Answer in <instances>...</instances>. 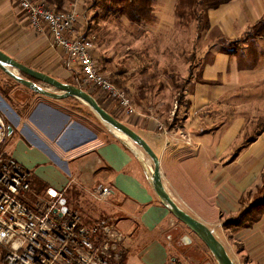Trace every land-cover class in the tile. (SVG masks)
<instances>
[{"label":"crops","instance_id":"crops-1","mask_svg":"<svg viewBox=\"0 0 264 264\" xmlns=\"http://www.w3.org/2000/svg\"><path fill=\"white\" fill-rule=\"evenodd\" d=\"M178 1L168 11L162 9L169 33L158 34L163 48L173 51L179 43L175 55L191 58L182 65L188 74L168 104L173 102L175 108L163 120L139 110L127 117L119 106L98 101L144 139L148 135L151 143L145 140L160 158L169 195L215 234L219 232L237 264H264V216L250 227H224L239 214L241 198L260 184L264 172V0H199L195 21L186 24L193 31L181 34L176 33L181 19ZM85 2L78 7L80 28L81 15L91 12L84 10ZM68 3L65 0L63 6ZM154 8L157 15L155 4ZM159 19L157 15L156 22L147 26L157 29ZM76 31L80 32L77 26ZM0 49L65 83L75 85L81 73L77 62L53 46L50 33H39L29 24L15 0H0ZM95 55L100 65V52ZM172 62L168 64L177 66ZM22 91L14 86L0 93V112L12 128L5 150L31 172V199L45 195L49 187H93L98 176L99 184L111 189V197L123 201L110 215L97 218H113L125 232L124 264L187 260L171 241L180 220L151 186L153 160L94 120L82 100L55 99L35 91V97L26 92L29 96H23ZM250 137L254 139L248 142ZM120 213L125 217H115ZM0 264H4L1 249Z\"/></svg>","mask_w":264,"mask_h":264},{"label":"built area","instance_id":"built-area-1","mask_svg":"<svg viewBox=\"0 0 264 264\" xmlns=\"http://www.w3.org/2000/svg\"><path fill=\"white\" fill-rule=\"evenodd\" d=\"M39 33H50L53 46L80 66L83 82L99 88L127 114H134L129 91L117 86L99 65L96 44L76 31L78 7L71 0L61 11L45 0H15ZM163 126L161 125L160 128ZM8 124L0 112V249L4 264H124L125 232L107 217L84 222L65 195L53 187L33 194L31 172L5 150ZM100 198L111 189L97 188ZM180 264H192L189 261Z\"/></svg>","mask_w":264,"mask_h":264},{"label":"rangeland","instance_id":"rangeland-1","mask_svg":"<svg viewBox=\"0 0 264 264\" xmlns=\"http://www.w3.org/2000/svg\"><path fill=\"white\" fill-rule=\"evenodd\" d=\"M85 1H88L89 4L91 3V5L98 2H106L105 0ZM155 2L157 15L161 21V24L155 30L153 27L150 28L147 25H132L127 21L126 16L125 19H122L121 15L104 10L101 8L102 6H94L89 15H81L82 22L84 20L83 26L82 28L78 24L76 26L80 31L78 32L79 34L94 40L96 44L95 54L96 52H100L101 54V60L99 61L101 69L106 74L105 69L107 68L109 71L107 74L111 75L112 81L117 86L125 89L128 88L127 90H129L133 99L135 109L145 115L148 113L155 116L158 115L163 120V116H168L169 111L175 108L173 102H171V105L168 104L170 100H173L175 92L177 90L180 91L179 89L182 87L185 74H188V71L186 72L187 67H182V65L190 63L191 58L190 55H186V57H177L175 55L180 49L179 43L176 50L173 51L163 48L162 44H160L162 35L159 37L158 34L165 33L167 36L169 33L168 25H164L163 23L165 15L161 11L162 9L165 11L167 9L168 11L171 4L174 3V0H156ZM51 6L55 7L53 5ZM188 13L185 18L178 19L179 22L177 25L180 27L176 29V33L181 34L193 31V28L191 26L187 27L186 24L190 21L191 25L196 18L190 12ZM172 60V63H175L177 66L168 64ZM19 75L24 76L22 73ZM79 76L81 78L80 80ZM77 77V81L74 82L76 86L82 87L87 92L92 93L97 100H103L101 102L108 101L113 103L114 106H118L116 102L103 94L99 88L84 83L81 73L79 75L77 74ZM37 83L42 87L49 88L51 91L56 90L47 84ZM15 84H17L16 80L14 81L13 78L0 68L1 94H5L8 89L17 86L23 88L24 91L21 93L23 96H27L28 94L32 95V97L37 96L34 91L24 89L21 83L18 85ZM89 113L94 120L110 129L92 109ZM126 115H128L127 117L131 116L127 113ZM137 131L139 130L137 129ZM144 137L151 143L152 140L148 135ZM133 144L147 158L148 155L144 150L137 144ZM97 179L99 180L96 183L94 182L93 187L85 188L82 186L77 189L78 185H72L66 188L65 191L70 206L81 215L84 222L93 221L100 215H110V213H113V210H117L118 206L123 205L121 204L123 201L111 197V194L107 198H100L97 188L101 181L98 176ZM187 201V203L193 205L190 200ZM250 201L251 197L246 199L245 205ZM184 203L187 205L186 202ZM114 215H116L115 217L118 215L125 217V214L121 213ZM177 224L175 230H173L171 241L176 248L182 251L184 257H188L187 260L182 257H179V259H183V262L189 261L192 264H218L205 243L188 226L180 221ZM216 233L219 240L222 241L219 232Z\"/></svg>","mask_w":264,"mask_h":264},{"label":"water","instance_id":"water-1","mask_svg":"<svg viewBox=\"0 0 264 264\" xmlns=\"http://www.w3.org/2000/svg\"><path fill=\"white\" fill-rule=\"evenodd\" d=\"M0 68L11 78L33 91L55 99H63L74 96L90 106V108L110 127L123 134L129 141L140 146L144 152L153 160L154 168L150 175L151 186L161 202L181 222L186 224L211 251L218 264H237L229 255L225 245L219 240L215 232L205 223L187 213L169 195L162 181L160 158L150 144L133 128L116 118L107 111L99 101L85 89L65 83L47 73L29 67L0 49ZM22 73L24 76H20ZM41 82L55 88L40 86ZM10 131L12 130L11 127ZM113 131V130H112Z\"/></svg>","mask_w":264,"mask_h":264},{"label":"trees","instance_id":"trees-1","mask_svg":"<svg viewBox=\"0 0 264 264\" xmlns=\"http://www.w3.org/2000/svg\"><path fill=\"white\" fill-rule=\"evenodd\" d=\"M50 6L53 5L56 10L61 11L65 9L63 5L65 0H45ZM106 2L89 4L85 2L84 10L88 11L93 9L94 6L101 7L104 10L126 16L132 25H153L156 22L157 15L155 13L154 2L156 0H105ZM199 4V0H179L176 11L181 18H185L188 12L195 15L196 7ZM52 7V6H51ZM64 7V8H63ZM197 16V15H196ZM15 81V80H14ZM17 84H20L16 81ZM16 85V84H15ZM119 85V84H118ZM12 87V86H11ZM79 87V86H77ZM82 88V87H80ZM92 94V93H91ZM181 98L178 96L177 100ZM260 131L262 128L259 129ZM254 138L250 137L249 141ZM251 197V201L245 205L246 199ZM243 208L239 214L235 217L229 218L224 222L225 228L237 227L245 228L254 225L259 222L264 216V172L261 176V182L251 192L241 198ZM104 218V217H101ZM112 219L110 217H107Z\"/></svg>","mask_w":264,"mask_h":264},{"label":"bare ground","instance_id":"bare-ground-1","mask_svg":"<svg viewBox=\"0 0 264 264\" xmlns=\"http://www.w3.org/2000/svg\"><path fill=\"white\" fill-rule=\"evenodd\" d=\"M114 133H116L118 136H120L121 138L127 140V142H129L130 144L133 145V143L131 141H129L123 134H121L119 131L112 129Z\"/></svg>","mask_w":264,"mask_h":264}]
</instances>
